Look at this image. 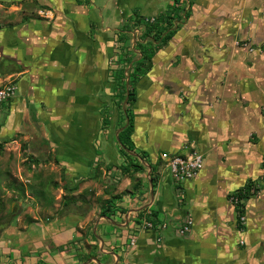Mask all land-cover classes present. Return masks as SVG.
Here are the masks:
<instances>
[{
	"label": "crops",
	"instance_id": "crops-1",
	"mask_svg": "<svg viewBox=\"0 0 264 264\" xmlns=\"http://www.w3.org/2000/svg\"><path fill=\"white\" fill-rule=\"evenodd\" d=\"M0 3L16 8L4 58L19 78L10 122L22 114L34 129L32 155L61 159L68 185L80 187L100 167L94 183L107 191L47 222L14 213L0 227V264H264V0ZM135 17L158 28L169 17L175 33L151 48L150 70L130 85L150 42L108 68L99 30L130 27ZM122 79L134 95L128 156L116 141L125 126L106 112ZM193 150L202 169L178 184L167 160ZM133 164L143 168L118 170ZM250 184L258 191L240 224L229 195Z\"/></svg>",
	"mask_w": 264,
	"mask_h": 264
},
{
	"label": "rangeland",
	"instance_id": "rangeland-1",
	"mask_svg": "<svg viewBox=\"0 0 264 264\" xmlns=\"http://www.w3.org/2000/svg\"><path fill=\"white\" fill-rule=\"evenodd\" d=\"M14 11H16L15 6L0 3V87L10 83L16 84L19 80L11 74L14 68L11 61H5L6 58L11 57L9 39L10 29L15 22V17L11 15ZM38 15L40 16V13ZM136 28L99 30L100 35L105 36L103 44H105L108 68L116 59L123 65L127 56L124 55L125 51L131 55L132 60L137 58L135 57L137 45L142 42L144 44V41L143 27ZM124 41L129 42L127 50H124L125 46H120ZM132 77L133 75L130 79ZM116 92L118 94L119 89L116 88ZM115 103V107L109 103L106 112L109 115L116 113L119 117L116 121L122 128L128 123V114L132 117L130 105L127 104L122 93L119 94V100L116 99ZM10 119V102L6 101L0 105V227L7 226L14 213L21 215L23 211H26L21 215V220L24 222H37L34 216H39L47 222L64 213L75 212L76 202L96 203V200L106 194L107 191L101 188V184L94 183V179L102 175L100 167L96 168L92 178L82 181L80 187H71L68 185L70 174L64 171L65 167L61 159L54 157L52 153L45 158L32 155L31 152L34 153V147L37 144L33 142V139L28 141V138H34V129L31 125L21 122L22 114L15 119L18 123L15 120L10 122ZM52 143L57 146V141ZM100 180L103 181L102 178ZM85 182L88 183L84 184ZM101 191L104 193H100ZM96 194H99L98 197Z\"/></svg>",
	"mask_w": 264,
	"mask_h": 264
},
{
	"label": "trees",
	"instance_id": "trees-1",
	"mask_svg": "<svg viewBox=\"0 0 264 264\" xmlns=\"http://www.w3.org/2000/svg\"><path fill=\"white\" fill-rule=\"evenodd\" d=\"M169 17L167 19V24L164 28H158L154 25V23L152 24H148V23H145V21L143 22V19L141 18H134L132 21H131V26L133 24H135L136 27H143V36H142V39L143 40H146L147 39V42H150V47L145 50L143 48H141V50L139 51L143 58L146 60V62H138V63H135L133 66H132V70L136 72V75H134L132 77V79H130V81H127V84L128 82L130 83V85H132V83H135L136 80L142 75V73L144 71H148L150 70L151 68V64H150V55H152V53L154 52V50H156V48H158L160 45L162 44H165L166 42H168L174 35L175 33V30L171 29L170 26V22H169ZM172 19V18H171ZM142 21V22H141ZM133 29V28H132ZM154 46L155 49H151V47ZM144 60V61H145ZM138 74V75H137ZM127 78V77H126ZM123 81V79H122ZM120 82L121 85H120V88L122 89L121 93L124 95V99H126L127 101V104H131L133 101H134V95L133 93L129 90H125V79L123 82ZM11 99L7 100V101H10ZM133 130V119L132 117L128 114V123L127 125L124 127V129L120 132V134L118 135L116 141L117 143L120 145V149H121V152L122 154L128 156V153L129 152H133V146L130 142V138H129V135L130 133L132 132ZM139 158L143 161L144 160V156L142 155H139ZM133 169V172L136 170H140L143 168V166L139 165V164H133V165H126L125 167H119L118 170H120V173L121 174H127L129 173L130 169ZM149 180L151 181V184L152 186L154 185L153 181V177H152V174L150 175V178ZM252 191V192H251ZM257 191H258V188L256 187V185H254V187L250 184L242 189H239V190H236L235 192H233L231 195H229V199L231 196H235L237 198H239V200H242L243 201V204H240L241 207H243L242 210H238L236 206L235 209L237 210V222L239 223L240 222V216H243V213H244V204H245V201L250 198V196L252 195H256L257 194ZM106 203V202H105ZM109 208H110V205L108 204V206H106L104 208V211L102 214H106V213H109ZM241 224V222H240Z\"/></svg>",
	"mask_w": 264,
	"mask_h": 264
},
{
	"label": "built area",
	"instance_id": "built-area-1",
	"mask_svg": "<svg viewBox=\"0 0 264 264\" xmlns=\"http://www.w3.org/2000/svg\"><path fill=\"white\" fill-rule=\"evenodd\" d=\"M154 22L153 19L146 20V23L152 24ZM136 33L139 34V31L136 30ZM17 91L16 84L10 83L6 86L0 87V105L2 103H5L7 100L12 99ZM203 165V158L200 154L197 152L190 151L184 155H176L169 157L167 160V167L170 170V174L173 178V180L178 183L182 184L186 182L187 180H190L197 176L202 169ZM230 203L233 206H236L237 209L240 211L243 209V207L240 206V204H243L242 200H239V198L235 196H231L229 199ZM240 221L244 222V217L240 216ZM147 228H152V225L150 223L144 224ZM192 225V222L190 220H187L184 222L183 225H181L179 229V234L184 235L186 234ZM134 244V239H130V246Z\"/></svg>",
	"mask_w": 264,
	"mask_h": 264
}]
</instances>
